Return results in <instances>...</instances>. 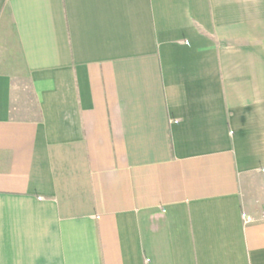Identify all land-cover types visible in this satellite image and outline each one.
<instances>
[{
    "label": "crops",
    "instance_id": "obj_1",
    "mask_svg": "<svg viewBox=\"0 0 264 264\" xmlns=\"http://www.w3.org/2000/svg\"><path fill=\"white\" fill-rule=\"evenodd\" d=\"M0 264H264V0H0Z\"/></svg>",
    "mask_w": 264,
    "mask_h": 264
},
{
    "label": "built area",
    "instance_id": "obj_2",
    "mask_svg": "<svg viewBox=\"0 0 264 264\" xmlns=\"http://www.w3.org/2000/svg\"><path fill=\"white\" fill-rule=\"evenodd\" d=\"M242 216L244 218V220L248 223V222H251L252 221V218L251 216L245 214V213H242Z\"/></svg>",
    "mask_w": 264,
    "mask_h": 264
},
{
    "label": "rangeland",
    "instance_id": "obj_3",
    "mask_svg": "<svg viewBox=\"0 0 264 264\" xmlns=\"http://www.w3.org/2000/svg\"><path fill=\"white\" fill-rule=\"evenodd\" d=\"M28 90V89H27Z\"/></svg>",
    "mask_w": 264,
    "mask_h": 264
}]
</instances>
